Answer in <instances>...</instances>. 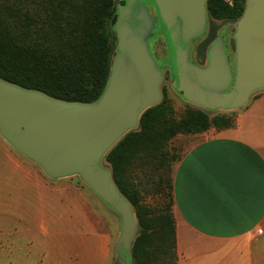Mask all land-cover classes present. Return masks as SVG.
<instances>
[{
	"label": "crops",
	"instance_id": "1",
	"mask_svg": "<svg viewBox=\"0 0 264 264\" xmlns=\"http://www.w3.org/2000/svg\"><path fill=\"white\" fill-rule=\"evenodd\" d=\"M231 111L235 127L174 140L185 142L173 165L178 264H264V89ZM22 164L0 136V231L35 236L17 241L26 250L11 264H112L115 212L89 187L39 190L37 169Z\"/></svg>",
	"mask_w": 264,
	"mask_h": 264
},
{
	"label": "water",
	"instance_id": "2",
	"mask_svg": "<svg viewBox=\"0 0 264 264\" xmlns=\"http://www.w3.org/2000/svg\"><path fill=\"white\" fill-rule=\"evenodd\" d=\"M135 1L122 0L115 30L118 49L133 60L141 72V81L131 82L129 77H122L108 85L98 102L82 105L56 101L0 80L2 137L42 167L50 178L80 176L120 216L118 248L126 255L127 264L132 263L137 219L132 205L120 193L111 171L102 162L127 133L138 127L142 114L158 105L162 98V73L155 66L145 39L140 35L135 39L128 27ZM151 1L157 6L167 32L173 60V88L185 101L208 111H231L243 107L254 92L264 89V0H247L235 35L234 74L221 41L212 47L206 68L187 61L192 41L206 32L207 0ZM134 66L123 68H132L136 74ZM66 139L74 144L65 146Z\"/></svg>",
	"mask_w": 264,
	"mask_h": 264
},
{
	"label": "trees",
	"instance_id": "3",
	"mask_svg": "<svg viewBox=\"0 0 264 264\" xmlns=\"http://www.w3.org/2000/svg\"><path fill=\"white\" fill-rule=\"evenodd\" d=\"M120 0H0V80L69 104L98 102L109 84L118 45L115 22ZM247 0H207L208 46L215 22L238 23ZM229 115L187 108L178 114L167 99L146 110L138 128L104 157L120 193L132 205L138 234L131 264H178L170 148L179 136L211 127H235Z\"/></svg>",
	"mask_w": 264,
	"mask_h": 264
},
{
	"label": "rangeland",
	"instance_id": "4",
	"mask_svg": "<svg viewBox=\"0 0 264 264\" xmlns=\"http://www.w3.org/2000/svg\"><path fill=\"white\" fill-rule=\"evenodd\" d=\"M178 20L179 23L182 24L183 21L180 18V16H178ZM207 21L209 23V18L207 15ZM217 25H219L220 30L217 34V38L216 41H221L223 43V45L225 46V48L227 49V55H230L231 58V69L233 74L235 73V68H236V58H237V53H236V39H235V34H236V28L237 25L236 23H228V22H215ZM128 27L130 32L132 33V36L136 39V36L140 35L142 32V27L139 25H134L131 26L130 25V21L128 22ZM140 37L143 38L142 34L140 35ZM196 40V41H195ZM192 41L190 48H188L187 50V61H189L191 59L192 56V52H191V48L193 45V48L196 47L198 45L197 42H199V40L195 39ZM204 42V41H203ZM146 43V42H145ZM195 54L193 55V58L195 59ZM155 66L157 68H159L158 64L159 62H157L154 58H152ZM159 60H162L161 58ZM162 61H160L161 63ZM204 62V61H202ZM154 64L152 63L153 67ZM123 65L125 67H129L132 65V67L135 65L133 60L126 55L125 53L123 54V52L121 50L118 49V45H117V49L115 50L114 56H113V61H112V65H111V74H110V78H109V84L111 85L114 82H118L119 79H121L122 77H129L131 82H134L135 79H138L139 81H141V72L138 68H136L134 66V70L136 72H133L132 68H129V70L126 68H123ZM166 66H170V68H173V60L172 57L169 59V61H167V63L165 64ZM196 66V65H195ZM163 67V64H162ZM165 67V66H164ZM173 72V71H172ZM162 73V72H161ZM167 73V74H166ZM166 73H162V82H161V86H160V92L162 95L161 101L163 100V98H167L172 105L174 106L175 110L177 111L178 114H181L182 112H184L187 108H194V109H199L202 111H205L207 113H209L211 115V117H213L214 115H221L222 113H229V116H233L234 112L232 111H228L225 112L223 110H217V111H208L200 106H196L194 104H191L187 101H185L183 98H181L173 89H172V85H171V79H170V75L168 72ZM137 81V80H136ZM122 107L118 110V113L121 111ZM138 128V127H137ZM136 128V129H137ZM0 136L2 137V135L0 134ZM3 138V137H2ZM4 139V138H3ZM6 141V140H5ZM76 141V140H75ZM7 142V141H6ZM8 143V142H7ZM184 141L181 140V138H179L176 141H173L171 143V150L173 153V156L177 159L180 158L183 150H184ZM63 144H65V146H72L74 144V142L71 141V139H66ZM8 145L10 146V149L12 151V153L14 154V157L16 159V161L20 160L21 162H23V169H28V164L31 165L33 168L32 169H37L38 172V176H37V185L39 190L41 189H46V190H53L55 192H60L61 191H69V192H74L76 190H81V186L83 187H88L83 180L81 179L80 176H72V177H67V178H62V179H58V180H54L52 178H50L42 169V167H40L39 165L35 164L34 162H32L31 160H29L28 158H26L25 156H23L22 154H20L15 148H13L9 143ZM177 159V160H178ZM102 166L106 169H109V167L104 163V161L102 162ZM110 170V169H109ZM89 191H91L90 189H88ZM10 200H6V204L10 205ZM12 204V203H11ZM106 207V206H104ZM13 209L12 207H7L5 209V211L1 212V216H2V221L5 223L6 228L12 227V223H13ZM114 212H110L111 215H117L118 216V224H121V219L120 216ZM116 216V217H117ZM115 217V216H114ZM103 219V224H110L113 225V219L112 216L106 217L105 215H103L102 217ZM121 235V231L118 232V234L115 236V241L113 244V263L112 264H127V258L125 254H121V252L119 251L118 248V242H119V238ZM34 234L30 233V232H22V233H15L13 231H0V264H11L12 260H13V256H14V252H20L21 250H26V249H21L19 247H16V243L17 245H19L20 242L17 241H27V240H31L33 239ZM29 250V249H28ZM18 257H20V254H17ZM20 259V258H19Z\"/></svg>",
	"mask_w": 264,
	"mask_h": 264
},
{
	"label": "flooded vegetation",
	"instance_id": "5",
	"mask_svg": "<svg viewBox=\"0 0 264 264\" xmlns=\"http://www.w3.org/2000/svg\"><path fill=\"white\" fill-rule=\"evenodd\" d=\"M120 1H121L120 5L124 4V2H122V0H120ZM238 23H236L237 28H238ZM130 25L131 26L139 25L142 27L141 34H142L143 38L145 39L146 46L149 50V53L157 62H159V64H158L159 70L163 74L166 72L169 73V75H170L169 77L171 79V85L173 86L174 78H173V74H172V69L170 68V66L165 65L167 63V61H169V59L172 57L171 56V50H170V45L168 42L167 32L165 30V27L163 25V22L161 20L160 15H159V11H158L157 6L151 0H136L133 7H132ZM237 28H236V30H237ZM209 33H210V26H209V23L207 21V27H206L205 35L197 38V40H199V42H197L198 45L194 48L192 45V48H191L192 56H191L190 61L194 65H196L200 68H206L209 65L210 51H211L212 47L217 42H219V41L215 40L214 42H212L208 46L206 58L203 60L202 57L200 56V48L204 45L205 41L207 40V38L209 36ZM236 53H237V47H236ZM194 54L196 56L195 59L193 58ZM227 56L231 62L230 55L228 54ZM160 58L162 60H159ZM160 61H162V62L160 63ZM202 61H204V62H202ZM236 62H237V58H236ZM162 64H163V67H162ZM172 89L174 90L173 87H172ZM178 95L182 98V96L180 94H178Z\"/></svg>",
	"mask_w": 264,
	"mask_h": 264
},
{
	"label": "built area",
	"instance_id": "6",
	"mask_svg": "<svg viewBox=\"0 0 264 264\" xmlns=\"http://www.w3.org/2000/svg\"><path fill=\"white\" fill-rule=\"evenodd\" d=\"M228 5L232 6L233 5V0H224Z\"/></svg>",
	"mask_w": 264,
	"mask_h": 264
}]
</instances>
